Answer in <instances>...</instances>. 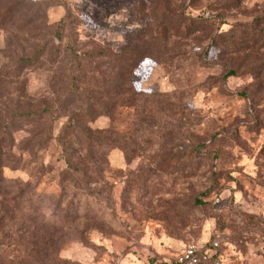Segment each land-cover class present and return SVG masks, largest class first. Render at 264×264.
Segmentation results:
<instances>
[{
	"label": "rangeland",
	"instance_id": "rangeland-1",
	"mask_svg": "<svg viewBox=\"0 0 264 264\" xmlns=\"http://www.w3.org/2000/svg\"><path fill=\"white\" fill-rule=\"evenodd\" d=\"M2 13L0 136L15 156L0 170L28 182L21 213L74 212L59 264H167L217 233V264H264V0H0ZM92 87L139 94L78 121L117 131L86 150L69 115Z\"/></svg>",
	"mask_w": 264,
	"mask_h": 264
},
{
	"label": "trees",
	"instance_id": "trees-1",
	"mask_svg": "<svg viewBox=\"0 0 264 264\" xmlns=\"http://www.w3.org/2000/svg\"><path fill=\"white\" fill-rule=\"evenodd\" d=\"M8 12L9 10L5 12L4 9L6 15ZM0 16L3 17V13ZM232 73L234 71L230 69L226 72V76ZM132 91L133 94H139L133 89ZM90 92L92 95L88 96L89 98L92 96L95 99L94 103L90 104L88 102L84 109H74L69 115L70 120L73 121L70 123L71 132L78 134L84 132L85 138L82 141L84 143H80L79 147H83L86 150L92 146L93 141H105V143L108 142L107 140L115 141L117 139V131L109 132L108 129L101 128L95 131V135H90L86 132L85 126L83 128L78 121L92 119L99 114L112 117V110L116 106H121L124 103L133 105L134 102L133 94L128 95L129 88L125 87H92ZM20 93H22L21 88ZM105 95L109 97V99L107 98L108 102H106ZM53 110L50 105H46L38 112L27 110L19 111L17 114L28 116L34 113L42 114L44 111L51 113ZM94 111L96 112L95 114L93 113ZM0 131L2 133L5 132L2 128H0ZM1 136L0 168L4 165L2 157L13 155V160L15 156V151H13L14 144L11 142L12 138ZM51 136L50 127L45 128L44 134L35 139V145L40 147L41 143L49 140ZM63 148L66 150L65 144ZM19 161L20 158H18ZM65 162L67 166L77 169L76 166L72 165L68 156L65 157ZM80 170L78 168V171ZM64 171L63 175H67L68 172ZM26 185H28V182H21L18 186L9 184L8 179L3 176L0 170V264H59V244L65 232V230L63 232V229L66 228L64 227L65 224L60 222L71 221L74 212L64 208L59 223L58 221L45 222L44 219L39 217L41 213L39 214L37 206L32 207L27 215L21 213L23 211L22 208H24L22 204L27 199L26 189L22 186ZM65 188L64 186L61 187L60 194L63 195L66 192ZM16 246H19V248H16Z\"/></svg>",
	"mask_w": 264,
	"mask_h": 264
},
{
	"label": "built area",
	"instance_id": "built-area-1",
	"mask_svg": "<svg viewBox=\"0 0 264 264\" xmlns=\"http://www.w3.org/2000/svg\"><path fill=\"white\" fill-rule=\"evenodd\" d=\"M219 233L215 235L209 245L188 244L173 261L167 264H207L211 260L217 264V248Z\"/></svg>",
	"mask_w": 264,
	"mask_h": 264
}]
</instances>
